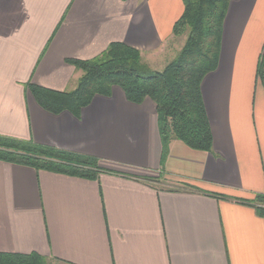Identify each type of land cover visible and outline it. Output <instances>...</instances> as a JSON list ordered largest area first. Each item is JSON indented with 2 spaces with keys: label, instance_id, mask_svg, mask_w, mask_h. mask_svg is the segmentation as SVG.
I'll return each mask as SVG.
<instances>
[{
  "label": "crops",
  "instance_id": "crops-1",
  "mask_svg": "<svg viewBox=\"0 0 264 264\" xmlns=\"http://www.w3.org/2000/svg\"><path fill=\"white\" fill-rule=\"evenodd\" d=\"M183 10L182 0H0V136L91 156L108 171L87 180L0 161V253L48 264H264V218L240 202L264 194V0L230 4L218 67L202 83L210 152L173 140L162 167L156 105L130 103L120 88L79 118L47 112L27 88L75 90L83 73L67 61L112 43L156 66L185 45L173 36Z\"/></svg>",
  "mask_w": 264,
  "mask_h": 264
},
{
  "label": "trees",
  "instance_id": "trees-1",
  "mask_svg": "<svg viewBox=\"0 0 264 264\" xmlns=\"http://www.w3.org/2000/svg\"><path fill=\"white\" fill-rule=\"evenodd\" d=\"M232 1L182 0L184 10L173 26V36H186V43L160 72L148 71L139 50L112 43L95 59L67 61L83 73L75 90L57 92L34 84H28L27 88L47 112L54 115L70 112L78 118L95 97H110L115 87L120 88L130 103L140 105L150 99L156 105L162 167L173 140L196 151L210 152L213 137L202 83L218 67L224 22ZM257 80L264 89V50L257 67ZM0 161L87 180H97L108 172L97 158L5 136H0ZM240 202L264 218V194ZM0 264L48 263L38 254L0 253Z\"/></svg>",
  "mask_w": 264,
  "mask_h": 264
},
{
  "label": "rangeland",
  "instance_id": "rangeland-1",
  "mask_svg": "<svg viewBox=\"0 0 264 264\" xmlns=\"http://www.w3.org/2000/svg\"><path fill=\"white\" fill-rule=\"evenodd\" d=\"M175 38H176V41H178V43H181L183 45L186 43L185 42L186 39H187L186 36L175 37ZM171 55H172V52H171ZM177 55L178 54L176 53L175 56H170V55L165 56V58L159 64H157L156 66H150V67L147 66V65H145V66L147 67L148 71H150V72L162 71L164 69V67H166V65H168V63H170L171 61H173L174 60V57H176Z\"/></svg>",
  "mask_w": 264,
  "mask_h": 264
}]
</instances>
